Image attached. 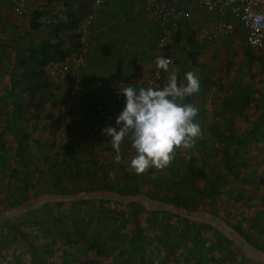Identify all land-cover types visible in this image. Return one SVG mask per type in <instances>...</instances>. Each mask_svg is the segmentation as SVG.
<instances>
[{
  "label": "rangeland",
  "instance_id": "rangeland-1",
  "mask_svg": "<svg viewBox=\"0 0 264 264\" xmlns=\"http://www.w3.org/2000/svg\"><path fill=\"white\" fill-rule=\"evenodd\" d=\"M25 3L26 17L12 8L14 16L0 15V215L16 210L15 217L0 220V264H262L244 258L235 244L195 215L210 213L229 227L239 224L248 240L264 249V123H259L264 113V47L249 48L238 28L218 36L225 44L215 53L214 47L205 49L191 70L200 84L199 91L184 100L198 109L200 133L192 147L175 148L164 168L136 173L129 166L135 150L127 137L121 142L120 160L114 159L111 138L97 115L101 106L92 104L104 98L87 96L86 107L65 111L71 79L52 81L46 68L37 94L39 115L24 127L17 125L9 96L16 48L50 36L44 28L30 30L31 14L43 11L41 24H47L49 16L65 19L64 12L57 13L58 0ZM167 52L169 72L175 70L183 85L178 60ZM164 73L163 85L168 76ZM17 101L29 117L32 109ZM19 135L25 138L24 161L17 150ZM187 167L201 169L205 177L192 178ZM219 172L212 192L210 184ZM24 182V199L10 204ZM104 185H126L139 195L130 203L76 197L57 204L48 198L65 191L97 193ZM205 190L210 193L203 195ZM181 193L190 198L184 213L191 221L168 212V200Z\"/></svg>",
  "mask_w": 264,
  "mask_h": 264
},
{
  "label": "crops",
  "instance_id": "crops-1",
  "mask_svg": "<svg viewBox=\"0 0 264 264\" xmlns=\"http://www.w3.org/2000/svg\"><path fill=\"white\" fill-rule=\"evenodd\" d=\"M64 1L58 0L57 13L66 12ZM177 8L183 16L176 23L164 54L169 58L167 51L170 50L174 61L178 60L180 74L184 76L186 72L193 71V66L200 64L205 49L214 47L215 50L225 43L212 32L217 21L214 13L206 11L196 0H178ZM90 9L89 13H93L94 18L88 25L87 33L81 34L72 43L64 36V46L72 48L69 55L80 56L81 59L67 78L71 79V85L85 100H88L87 96L103 97L102 103H92L100 104L97 105L101 106L100 111L113 110L117 102L107 93L127 86L138 89L149 74L156 55L154 47L159 24L144 9V0H103L98 7L90 3ZM6 13L14 16L11 5L1 2L0 15L3 17ZM51 13L48 11V15ZM164 76L165 73L163 79ZM11 215L5 213L0 216L2 219L7 217L4 219L7 220L15 217Z\"/></svg>",
  "mask_w": 264,
  "mask_h": 264
},
{
  "label": "trees",
  "instance_id": "trees-1",
  "mask_svg": "<svg viewBox=\"0 0 264 264\" xmlns=\"http://www.w3.org/2000/svg\"><path fill=\"white\" fill-rule=\"evenodd\" d=\"M7 2V1H0ZM9 3V2H8ZM91 0H65L64 6L66 8L65 19L64 21L56 20L53 17L49 16V20L47 24H41L40 18L43 16V11L35 10L31 14V20L29 22L30 30L34 29H46L50 36L41 40L36 44H30L27 47H17L15 58H14V70L11 71L10 77V86H9V96L10 101L13 103L12 115L17 119V125H22L23 127L26 125L31 118H36L39 115V112L42 109V103L37 99V94L39 90L44 86L45 83V68L46 66L55 61H60L72 51L71 47L64 46V36L70 39V43L72 40L76 41L80 37V33L77 31L78 26L82 18L85 14L91 11L90 9ZM10 4V3H9ZM77 31V32H76ZM74 49V48H73ZM72 53V52H71ZM249 58V56L247 57ZM17 70V71H16ZM73 82V81H72ZM14 88V86H16ZM193 97V95L187 97L189 100ZM24 103L25 109L31 108L32 112L29 117H25L23 113L24 111H20L18 109V101ZM246 101L242 100L241 105L244 106ZM108 110V109H106ZM99 116L100 125L101 124V116ZM264 123V113H260L259 123ZM16 124V123H15ZM19 131V130H17ZM94 134V132H93ZM1 135V134H0ZM25 138L22 135L18 136L17 140V150L21 160H26L27 157V149L25 146ZM26 153V156H25ZM235 154V153H234ZM234 154L228 156L226 159L225 165H229L230 159H233ZM174 170V168H173ZM187 174H190L192 178L197 177H205L202 170L191 169L190 167L186 168ZM222 173L219 172L216 174L214 178H216V182H211L209 190L214 192L217 190L218 182L217 180L221 177ZM128 177V174H123V179L125 180ZM112 186V185H111ZM100 190L96 192H89L85 190L78 191L81 193L80 195L68 194V191H65L60 197H48L49 200L53 202H57L60 204L65 199L76 198V197H88L97 199H105L121 201L130 203L132 200H136L133 197L136 193L135 188H127L126 185L120 187H103L99 188ZM105 189V190H104ZM27 190V183L24 182L20 187L19 191L15 194L14 199L10 202V204L14 205L17 199L21 201L24 199V194ZM205 190L202 191L203 195H207ZM97 194V195H96ZM76 195V196H75ZM188 196H184L182 193L180 195H173L171 199L168 200L170 205H167L168 212L170 214H176L178 217H182L185 219H190V215H185L184 207L186 206ZM190 199V198H189ZM188 199V200H189ZM17 200V201H18ZM197 200H195L196 202ZM193 201V198L191 200ZM15 207V206H14ZM169 207V208H168ZM12 208V207H11ZM6 214L16 215L15 208L10 209ZM197 221H201L210 229H215L216 231H220L223 237L229 242L235 244L242 252L244 258H250L256 260L264 264V249L261 248L256 242H251L248 240L247 235L243 234L240 230L239 224L234 225L233 227H229L226 225L224 221H221L218 217H215L213 214H196ZM2 217H0V220ZM193 221V220H192ZM143 258V257H142ZM82 264H91L89 262L84 261Z\"/></svg>",
  "mask_w": 264,
  "mask_h": 264
},
{
  "label": "clouds",
  "instance_id": "clouds-1",
  "mask_svg": "<svg viewBox=\"0 0 264 264\" xmlns=\"http://www.w3.org/2000/svg\"><path fill=\"white\" fill-rule=\"evenodd\" d=\"M170 60L156 57V67L168 73L167 83L162 87H124L119 94L124 97V106L115 117L113 126L106 127L104 134L111 138V146L119 161L121 142L127 137L135 150L129 166L136 173L148 168L161 169L173 159L175 148L192 147L200 133L195 122L198 109L185 103L199 91L200 84L192 71L184 74L183 85L178 84L175 70L169 72Z\"/></svg>",
  "mask_w": 264,
  "mask_h": 264
},
{
  "label": "built area",
  "instance_id": "built-area-1",
  "mask_svg": "<svg viewBox=\"0 0 264 264\" xmlns=\"http://www.w3.org/2000/svg\"><path fill=\"white\" fill-rule=\"evenodd\" d=\"M10 3L17 15L26 17L25 0H0ZM206 11L217 16L212 32L218 36L233 34L237 27L244 35L246 45L254 50L264 47V0H196ZM93 7H98L103 0H91ZM178 0H144V9L159 24V33L155 41V58H167L164 49L173 33L176 23L183 16L177 8ZM93 13L86 14L80 21L78 32L85 35ZM237 21V24L236 22ZM168 59V58H167ZM81 62L80 56L68 55L60 61L51 62L46 66L47 75L52 80L67 78L71 70ZM164 71L156 67L155 59L149 74L145 77L141 87H162ZM115 98L117 107L113 110L100 111L103 128L114 125L115 117L124 106V97L119 90L113 89L108 93ZM88 104L76 87L71 86L63 99V108L67 112H78Z\"/></svg>",
  "mask_w": 264,
  "mask_h": 264
}]
</instances>
